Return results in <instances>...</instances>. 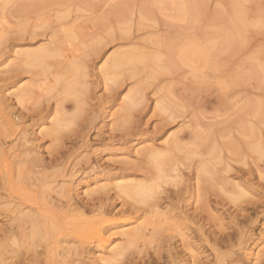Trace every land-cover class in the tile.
I'll use <instances>...</instances> for the list:
<instances>
[{"label": "rangeland", "instance_id": "1", "mask_svg": "<svg viewBox=\"0 0 264 264\" xmlns=\"http://www.w3.org/2000/svg\"><path fill=\"white\" fill-rule=\"evenodd\" d=\"M0 264H264V0H0Z\"/></svg>", "mask_w": 264, "mask_h": 264}, {"label": "bare ground", "instance_id": "2", "mask_svg": "<svg viewBox=\"0 0 264 264\" xmlns=\"http://www.w3.org/2000/svg\"><path fill=\"white\" fill-rule=\"evenodd\" d=\"M112 1H114V0H112ZM111 2V1H110ZM242 18V17H241ZM240 19V18H239ZM75 47V46H74ZM70 50V49H69ZM65 52V51H64ZM78 52V51H77ZM69 53H71V51L69 52ZM69 53H65V55L66 54H69ZM42 55V54H41ZM64 55V56H65ZM63 56V57H64ZM69 56V55H68ZM76 56V55H75ZM50 57H53V56H50ZM66 57H67V55H66ZM66 57H64V58H66ZM69 57H71V56H69ZM43 56H42V58H40V57H35V56H32L30 59H31V61L32 62H37V61H39V60H43ZM62 58V57H61ZM69 59V58H68ZM71 59V58H70ZM69 61V60H68ZM69 80V79H68ZM115 84V83H114ZM28 101H26L25 103H27ZM20 103H21V101H20ZM23 104V103H22ZM27 105V104H26ZM20 106H23V105H20ZM30 109V108H29ZM157 155V154H156ZM158 156V155H157ZM155 157V156H154ZM157 158V157H156ZM158 160L160 159L159 157L157 158ZM158 160L156 161V162H158ZM171 161V160H170ZM155 162V161H154ZM160 164V163H159ZM165 166V165H164ZM167 176V175H166ZM165 179V178H164ZM138 189H140V188H138ZM146 189H147V187H146ZM142 190V189H141ZM151 190H152V188H151ZM124 191V190H123ZM139 191V190H138ZM136 192V191H135ZM140 193V192H139ZM149 193V192H148ZM131 194V193H130ZM139 196H141L140 194H138ZM147 195V194H146ZM69 208V207H68ZM70 208H71V206H70ZM84 208V207H83ZM90 211V210H89ZM82 213H85V212H82ZM95 214V215H98V217L99 216H105V215H107V214H109V212L107 211H102V210H99V211H96V210H94V211H92L91 212V214ZM114 213V212H113ZM112 213V214H113ZM116 216V215H115ZM104 218V217H103ZM109 218V217H108ZM89 229L91 230V232L94 234V235H96L95 237H97V238H99V240H101L102 242H105L104 241V239H103V236H104V234L102 233V227H101V225H100V221L99 220H93V222H90V224H89ZM93 235V236H94ZM91 237H92V235H91ZM89 239V238H88ZM91 239H93V238H91Z\"/></svg>", "mask_w": 264, "mask_h": 264}]
</instances>
